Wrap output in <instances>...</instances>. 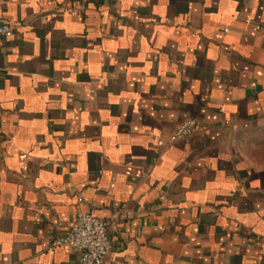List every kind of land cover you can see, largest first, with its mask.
Wrapping results in <instances>:
<instances>
[{"label":"crops","instance_id":"crops-1","mask_svg":"<svg viewBox=\"0 0 264 264\" xmlns=\"http://www.w3.org/2000/svg\"><path fill=\"white\" fill-rule=\"evenodd\" d=\"M0 23V264H80L48 250L80 210L105 264H264V0H0Z\"/></svg>","mask_w":264,"mask_h":264},{"label":"built area","instance_id":"built-area-1","mask_svg":"<svg viewBox=\"0 0 264 264\" xmlns=\"http://www.w3.org/2000/svg\"><path fill=\"white\" fill-rule=\"evenodd\" d=\"M15 28L6 23H0V36L12 38ZM229 125L230 122H227ZM249 125L246 124L245 128ZM203 126L197 119L182 122L171 134L162 138L160 147L176 142L189 144L198 134L203 132ZM68 247L79 254L80 264H105L113 249V242L109 234V223L96 217L92 213L78 211L73 226L65 236L53 238L48 250Z\"/></svg>","mask_w":264,"mask_h":264},{"label":"rangeland","instance_id":"rangeland-1","mask_svg":"<svg viewBox=\"0 0 264 264\" xmlns=\"http://www.w3.org/2000/svg\"><path fill=\"white\" fill-rule=\"evenodd\" d=\"M253 131L246 137L244 156L257 169L264 170V122Z\"/></svg>","mask_w":264,"mask_h":264}]
</instances>
